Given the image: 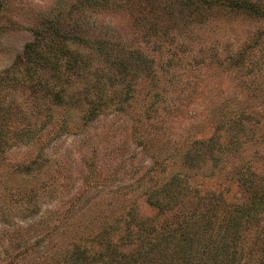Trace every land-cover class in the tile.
I'll return each mask as SVG.
<instances>
[{
  "label": "rangeland",
  "instance_id": "374dc122",
  "mask_svg": "<svg viewBox=\"0 0 264 264\" xmlns=\"http://www.w3.org/2000/svg\"><path fill=\"white\" fill-rule=\"evenodd\" d=\"M237 159L264 171V0H0V264H137L140 226L244 200Z\"/></svg>",
  "mask_w": 264,
  "mask_h": 264
},
{
  "label": "trees",
  "instance_id": "16d2710c",
  "mask_svg": "<svg viewBox=\"0 0 264 264\" xmlns=\"http://www.w3.org/2000/svg\"><path fill=\"white\" fill-rule=\"evenodd\" d=\"M30 53L35 45L29 46ZM75 62V61H74ZM73 61L64 69L54 67L52 77L58 83L59 75L72 70ZM57 89V85H55ZM50 95L51 91H46ZM64 89L54 92V103H64ZM242 125V121L239 122ZM198 141L196 153L201 158L220 151H227L222 136ZM238 134V133H237ZM238 138V136L236 137ZM216 148V149H215ZM200 150V151H199ZM233 179L242 189L243 201H228L223 193L210 192L201 197L204 207L185 216L177 225L163 224L160 230L151 231L148 224L140 226L138 254L130 259L137 264H264V171H257L250 161L228 162ZM234 173V174H233ZM149 199L158 214L169 215L159 202H167V195L156 189H148ZM161 197V198H160ZM175 216L178 211L172 212ZM218 216H222L217 220ZM217 226V228H216ZM250 229L253 235H247ZM250 241V242H249ZM249 242V244H247ZM134 262V263H135Z\"/></svg>",
  "mask_w": 264,
  "mask_h": 264
}]
</instances>
